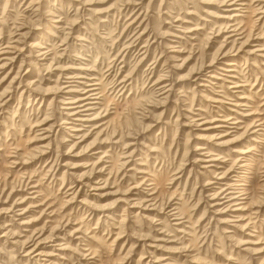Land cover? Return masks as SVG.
<instances>
[{"label":"rangeland","instance_id":"obj_1","mask_svg":"<svg viewBox=\"0 0 264 264\" xmlns=\"http://www.w3.org/2000/svg\"><path fill=\"white\" fill-rule=\"evenodd\" d=\"M88 1L82 8L70 0H0V44L21 47L26 55L37 47L50 53L46 61L35 53L24 64L22 55L0 71V80L6 76L0 100L8 95L4 106L0 102V264H165L153 261L168 256L170 264H264V51L256 50L264 44V13L259 7L242 13L245 36L239 42L252 35L239 55L223 57L232 46L220 29L228 6L217 0ZM142 20L147 32L134 41ZM230 59H237V72L225 71ZM79 68H92L100 78L98 107L105 115L83 140L60 125L63 104L51 102L62 95L58 75ZM128 78L120 92L121 79ZM19 80L24 88L17 89ZM231 82L242 86L231 89ZM164 84L168 89L160 91ZM230 91L251 100L255 120H263L251 131L262 134H244L249 121L237 133L214 128L223 105L237 109ZM45 145L49 153L40 156ZM202 146L223 162L197 161L207 151L197 150ZM248 148L240 174L247 178L242 187L251 208L234 221L232 211L218 213L212 195L220 173L233 168V151ZM94 185L99 190H91ZM149 188L153 203L145 201ZM135 198L141 203L132 208ZM28 236L27 247L46 240L41 249L49 256L39 263L22 257Z\"/></svg>","mask_w":264,"mask_h":264},{"label":"bare ground","instance_id":"obj_2","mask_svg":"<svg viewBox=\"0 0 264 264\" xmlns=\"http://www.w3.org/2000/svg\"><path fill=\"white\" fill-rule=\"evenodd\" d=\"M57 1H62V0H57ZM71 2L73 3H77V5H82V8L85 7V5L87 4H90V2L88 0H70ZM218 2H220L221 5H224V6H228L226 9H224V15L222 18H224V23L223 25L221 26L220 29H223L226 36H225V39H223L224 41H226L227 43H230L232 46L231 48H227L229 50H226V52H224L223 54V57L224 56H230V54H232L231 52H236L235 54L231 55V56H236L239 51L241 50L242 48V45L244 43L247 42V39L248 37H250L252 34H249V35H246L248 36L247 39H245L244 41L242 42H239L241 41V38H244V36H241L244 32H245V24H244V16H246L245 14L243 15L242 13L245 12V10H252L254 7L258 8L259 7V11L261 13H264V0H217ZM256 2H258L257 4H255ZM126 5V4H125ZM40 8V7H39ZM38 8V9H39ZM33 9V8H32ZM77 9L79 10V8L77 7ZM40 10V9H39ZM83 10V9H81ZM86 10V9H85ZM130 10V9H129ZM258 12V11H257ZM246 13V12H245ZM141 14V13H140ZM139 14V15H140ZM243 16V17H242ZM58 17V16H57ZM137 18V17H136ZM259 18L261 17H258V20H260ZM145 19V18H144ZM143 19V20H144ZM143 20L140 22V24L138 25L140 27V29H138V33H136V37L134 39V41L137 39L138 41L141 39V37H143L146 32H147V28H144V29H141L142 25H143ZM55 23H57L58 25H61V19L57 18V19H54L53 20ZM102 22H106V20H103ZM62 26H58V27H55V28H60ZM181 27V26H180ZM37 28V27H36ZM39 28V27H38ZM191 30V28H190ZM181 32V30H179ZM222 31V30H221ZM188 32H191V31H188ZM220 32V30H219ZM252 32V30H251ZM250 32V33H251ZM184 33L185 30H184ZM262 33V32H261ZM220 34V33H219ZM133 35V34H132ZM175 35V34H174ZM182 35V34H181ZM177 37H180L179 35H175ZM20 37V36H19ZM145 37V36H144ZM155 38V37H154ZM193 38V37H192ZM152 39V38H151ZM147 40H150V39H147ZM156 40V39H154ZM15 41H18V40H15ZM21 42V41H20ZM137 42V41H136ZM177 42V41H175ZM13 43V42H12ZM18 43V42H17ZM134 43V42H132ZM238 44L240 45L238 47ZM150 45V44H149ZM174 45V44H173ZM38 45L37 44H33L32 47H37ZM131 46V45H129ZM134 45H132L131 47H133ZM223 46V45H222ZM221 46V47H222ZM254 46V45H253ZM262 49H256V50H261V51H264V44L261 45ZM17 47V46H16ZM15 46H12V45H9L7 43H1L0 44V71L1 70H4L10 66L13 67V64L16 62L17 58H20V56L23 55V64L26 62L24 58L26 57H31V56H34L35 53H37V59L39 60H48L49 59V51L47 50L46 47H37L39 49H36L35 51L34 50H31L29 51V55H26L25 53V50L23 48H19L17 49ZM30 46V48H32ZM220 47V48H221ZM223 48V47H222ZM221 48V49H222ZM33 49V48H32ZM145 49V50H144ZM13 50H15L16 52H12ZM144 50V51H143ZM255 50V49H254ZM142 54H145V56L147 55L146 53L148 52V45L147 44H144L142 45ZM140 51V53H141ZM251 53L254 52V51H250ZM139 53V54H140ZM221 53V52H220ZM255 53V52H254ZM239 55V54H238ZM258 55V54H257ZM260 55V54H259ZM144 56V55H143ZM222 57V56H221ZM259 57V56H258ZM262 57H264V54L262 55ZM236 58V57H235ZM221 59V58H220ZM229 59V58H228ZM29 60V59H28ZM218 61V60H217ZM39 61H37V65L40 64L38 63ZM221 62V61H220ZM123 63V62H122ZM29 64V63H28ZM42 64V63H41ZM210 65V64H209ZM212 65V64H211ZM225 65L227 67V69H225V71L227 72H237L236 71V67L238 66V63H237V59H230V60H227V62H225ZM31 66V65H30ZM12 67H11V70H12ZM53 68V67H52ZM51 68V69H52ZM58 67H55L54 69L57 70ZM78 69V68H77ZM219 69V68H218ZM64 70V69H63ZM79 72L77 73H71V72H65V71H61L62 73H60L58 75V81L61 83L59 88L62 92V95L61 96H55L53 95L54 97H52L51 99V102L55 103L58 102L61 103V105L63 104V106L61 107L62 108V111H61V126L62 124L66 123V126H64L65 128H68L69 131H71L73 133V135H71L72 137L74 138H85L87 137L86 136V131L89 129V128H93L95 130V128H99L98 126H95V122L101 118V113H100V107H98V105L101 104V100H102V94H101V80L100 78L97 76L96 73H94V69L92 68H79ZM224 70V69H223ZM48 72H49V69H48ZM216 72V71H215ZM200 74V73H199ZM202 74V73H201ZM221 74V73H220ZM18 75V74H17ZM164 75V74H163ZM225 75V74H224ZM201 76V75H200ZM210 76V75H209ZM212 76V75H211ZM210 76V77H211ZM226 76H228L226 74ZM22 77V76H21ZM20 77V78H21ZM166 77V76H164ZM228 77H231V78H236L235 76H232V75H229ZM6 78V76H4L1 80H0V83L2 82V80ZM213 78H214V75H213ZM238 78V77H237ZM17 79L18 77L15 76L13 78V81L17 82ZM209 79V78H208ZM208 79L206 81H208ZM217 79V78H216ZM219 79V78H218ZM50 80V79H49ZM63 80V81H62ZM103 80V79H102ZM129 78L128 79H121L120 81V85H121V88L119 89L120 92L124 91L128 88V85L130 83H128V85L126 84L127 82H129ZM163 80V78L161 79V77L159 79H157L156 83L155 84H159V82ZM200 80V79H199ZM204 80V79H203ZM223 80V79H222ZM201 81V80H200ZM240 81V80H238ZM232 84H234L233 87L230 86V88H237V87H240L242 85H239L237 84V82H231ZM21 84H22V80L20 81L19 80V87L17 86V89L18 88H24L21 87ZM28 84V83H27ZM59 84V83H58ZM168 84V83H167ZM201 84V83H200ZM26 85V84H25ZM205 85V84H204ZM244 85V84H243ZM202 86V85H201ZM168 85H165L163 87H160V91L161 90H165V89H168L167 88ZM171 87V86H170ZM205 87V86H204ZM219 87V86H218ZM29 88V86H28ZM206 88V87H205ZM227 88V86H226ZM19 89V90H20ZM30 89V88H29ZM57 89V88H56ZM228 89V88H227ZM23 91L21 92L22 94L24 92H26L27 90L26 89H22ZM26 90V91H25ZM58 90V89H57ZM166 92V91H165ZM164 92V93H165ZM232 92V91H230ZM237 92V93H236ZM236 92H232L233 93V96L235 97V100H233L234 104H230V105H233V107L237 108L236 110H232V109H229L227 108V106L225 107L224 105L222 106V109L223 111H225L224 115H221L222 118H220V120L222 122H220L219 125H217V127H214V128H218V129H222L223 127L225 128L224 131H226L227 133L226 134H230L231 132H236L238 130H241L242 125L243 123L246 124V122L249 121L248 125H246V127L243 129L244 130V134L247 132V131H251L252 128H254L255 126H263V120L262 119H258V120H255L257 118V116H255V114H257V112L255 113V111H253L252 109H250L249 107V103H251L250 101H248V97H246L245 95L241 96V95H238V91ZM46 93V92H45ZM122 93V94H123ZM49 94V93H48ZM54 94V93H53ZM2 95V94H1ZM161 95V94H160ZM8 96V95H5L4 97H2V99L0 100V102H3L1 104H4L7 102V100H5V97ZM30 96V95H29ZM31 97V96H30ZM44 96H42V100H45L46 98H43ZM223 97V96H222ZM226 99V97H224ZM8 99V98H7ZM60 99V100H59ZM229 99V98H227ZM9 100V99H8ZM214 101V100H212ZM215 102H222L221 100H216ZM0 104V105H1ZM222 104V103H221ZM264 105V104H263ZM2 106V105H1ZM0 106V107H1ZM246 106V107H245ZM262 106V105H261ZM59 107V106H58ZM230 107V106H229ZM219 108V107H218ZM252 108V107H251ZM264 109V108H263ZM221 110V111H222ZM108 111V110H107ZM222 111V112H223ZM229 111L231 112H234V113H228ZM257 111V109H256ZM239 112V113H238ZM259 112V111H258ZM105 114V112H104ZM241 115L242 117H239L238 116ZM219 115V114H218ZM105 116V115H103ZM263 116V115H262ZM261 118V117H260ZM44 119H46L44 117ZM43 119V120H44ZM197 119V118H196ZM201 119V118H200ZM195 120V119H193ZM192 120V121H193ZM262 120V121H261ZM215 121V120H214ZM212 121V123L214 122ZM261 123H258L260 122ZM98 122V121H97ZM194 122V121H193ZM192 122V123H193ZM211 122V121H209ZM56 122H54L53 124H51L48 128H50L49 130L45 129V133L46 131H52V128L54 129V125H55ZM205 123V122H204ZM257 123V124H256ZM67 124H68V127H67ZM195 125H197L196 123H194ZM202 124V123H201ZM199 123V125H201ZM42 125V124H41ZM62 128V127H61ZM207 128V127H206ZM211 129V128H210ZM217 130V129H216ZM232 130L230 133H228V131ZM256 130V129H254ZM259 130V129H258ZM256 130V131H251L252 133H255V134H262V133H259V131ZM261 130V129H260ZM92 131V130H91ZM223 131V130H222ZM99 132V131H98ZM239 132V131H238ZM90 133V132H89ZM250 133V132H249ZM248 133V134H249ZM38 134V133H37ZM247 134V133H246ZM43 135V134H42ZM48 135V134H47ZM221 135H225V134H221ZM38 136V135H37ZM45 136V135H44ZM43 136V137H44ZM206 136V135H205ZM41 137V136H40ZM204 137V136H203ZM220 137V136H219ZM255 137H257L255 135ZM262 137V136H261ZM48 137H44L42 138V140H45L47 139ZM223 138V137H222ZM258 138V137H257ZM253 139V138H252ZM256 140V139H254ZM232 141V140H231ZM236 141V140H235ZM102 143L104 141H101ZM230 142V141H229ZM233 142V141H232ZM227 143V142H226ZM262 143V142H261ZM78 144V143H77ZM220 144V143H219ZM218 144V145H219ZM76 145V144H75ZM49 147H47L46 145L45 146H42V149H40L38 152H39V155L42 156V155H45L47 153H49V151L47 150ZM199 149L197 150H202V151H205V152H201L200 154V157L197 161H199L200 163H208V162H214V161H220V162H223L221 161V157L219 158H215V156L213 155H216L214 153H211V149L209 150L208 147L206 146H202V147H198ZM246 148V146H245ZM251 148V147H250ZM248 148L246 151L243 149H240L239 151L236 150V151H233V152H236V154H238V157L233 161V168H227L223 173H220V177L219 180H222L220 184V187L218 188V190H216L213 195H212V200H218L219 202H217L215 205H213L214 207H219L218 208V213L219 212H230L232 211L233 212V215L232 217L234 218V221H238V220H241L243 217V212L246 211V210H249L251 208V205H248L250 203H248L247 201L250 202L249 200V195L247 194L246 192V188H243L242 185H245L243 184L242 182L244 181L245 182V179L246 176H244L245 174H240L241 172H243V170L246 169L247 167V162L249 161V156H247L249 149ZM50 149V148H49ZM251 150V149H250ZM97 153H100L101 151H96ZM37 155V154H35ZM237 156V155H236ZM196 161V160H195ZM227 162V161H226ZM197 163V162H196ZM225 163V162H224ZM128 164V163H127ZM198 164V163H197ZM234 165L237 166V170L234 171ZM250 165V164H249ZM206 166V165H205ZM210 166H215L216 165H210ZM203 167V166H202ZM209 167V166H207ZM222 167V166H221ZM205 168V167H203ZM217 168V167H216ZM220 168V167H218ZM132 169V168H131ZM249 169V168H248ZM247 169V170H248ZM250 172V171H249ZM249 172H246V173H249ZM142 173V172H141ZM232 173V175H230ZM219 174V172H218ZM230 175V177H229ZM215 177L217 175H214ZM31 177V176H30ZM29 177V178H30ZM229 177V179L227 178ZM80 179V178H79ZM217 180V179H216ZM32 181V180H31ZM99 181V180H98ZM145 181V180H144ZM29 182V181H28ZM93 182V181H92ZM91 182V183H92ZM236 182H238V185L236 184ZM30 183V182H29ZM100 183V182H99ZM208 183V182H207ZM211 183V182H210ZM214 183V182H213ZM95 184V183H94ZM39 185V184H38ZM73 185V184H72ZM86 185L88 186V182L86 183ZM150 185H153V184H150ZM217 185V184H216ZM37 186V184H36ZM76 186V185H75ZM83 185H81L80 187H82ZM95 186V185H94ZM101 186V185H100ZM215 186V185H214ZM32 188H35L34 186L31 185ZM134 187V186H133ZM138 187V186H137ZM98 188V189H96ZM99 186H95V188L91 189V190H99ZM216 188V187H215ZM73 190V189H72ZM77 190V189H76ZM79 190V189H78ZM102 190V189H101ZM145 190V189H144ZM147 190V189H146ZM153 188H149L148 189V192L150 193H147L148 196H149V199L145 200L146 202H151L154 200V192H152ZM140 191V190H139ZM36 192V191H33V193ZM76 192V191H75ZM30 193V192H29ZM71 194V192H70ZM131 194H136V193H131ZM144 194V193H143ZM212 194V193H211ZM38 195V194H37ZM138 195V194H137ZM210 195V194H209ZM74 196V195H73ZM72 196V197H73ZM249 196V197H248ZM27 197V196H26ZM30 197V196H29ZM75 197V196H74ZM77 197V196H76ZM32 198V197H30ZM35 198V196H34ZM251 198V197H250ZM27 199V198H26ZM33 199V198H32ZM72 199V198H71ZM76 199V198H75ZM124 199V198H123ZM23 200V199H22ZM142 200V202L144 201ZM156 200V199H155ZM253 200V199H251ZM71 201V200H70ZM82 201V200H81ZM84 201V200H83ZM82 201V202H83ZM125 201V200H124ZM127 201V200H126ZM130 206L132 208L138 206L140 202L139 199H130ZM21 202V201H20ZM24 202V201H22ZM21 202V203H22ZM43 203V202H42ZM85 203H86V200H85ZM153 203V202H151ZM150 203V205H151ZM253 203V202H252ZM19 204V203H18ZM155 204V202H154ZM15 205V204H14ZM40 205V204H39ZM148 204L143 205L142 207L144 208H148L147 207ZM253 206V204H252ZM153 207V205H152ZM127 208V207H125ZM137 208V207H136ZM10 209V208H9ZM18 209V208H17ZM21 209V208H20ZM174 209V208H173ZM176 209V208H175ZM13 210V209H12ZM11 210V212H12ZM16 210V209H15ZM25 210V209H24ZM23 210V212H25ZM144 210V209H143ZM217 210V209H216ZM17 211V210H16ZM27 211V209H26ZM129 211V210H128ZM133 211V210H132ZM6 212V211H5ZM10 212V211H9ZM14 212V210H13ZM130 212V211H129ZM19 213V212H18ZM131 213V212H130ZM129 213V214H130ZM138 213V212H137ZM21 214H24L21 212ZM20 214V215H21ZM139 214V213H138ZM169 214V213H168ZM170 215V214H169ZM173 215H177V214H174ZM171 215V216H173ZM16 216H19V215H16ZM135 216V215H134ZM170 216V217H171ZM10 217V216H9ZM177 217V216H176ZM174 218V220H178V219H181L178 217L177 218ZM12 218V217H11ZM1 220V219H0ZM17 220V219H16ZM230 219H228L229 221ZM100 221V220H99ZM170 221V220H169ZM232 221V220H231ZM225 222V221H224ZM227 222V220H226ZM2 224V223H1ZM0 224V225H1ZM13 224V223H12ZM173 224V223H172ZM176 224H183V222H180V223H176ZM175 224V225H176ZM5 226H7V224H4ZM19 225V224H18ZM23 225V224H22ZM20 226V225H19ZM124 228V227H123ZM129 228V227H128ZM0 229H2V227H0ZM24 230H27V229H24ZM228 230V229H227ZM80 231V230H79ZM180 232H182V229L178 230ZM54 232V231H53ZM226 232H231V231H226ZM233 232V231H232ZM14 233V232H13ZM77 233V232H76ZM3 234V233H2ZM16 234V233H15ZM8 233H4L1 237H5L7 236ZM33 235V234H32ZM9 236V235H8ZM17 236V235H16ZM20 236V235H19ZM23 236V235H22ZM36 236V235H35ZM21 237V236H20ZM33 236H28L23 242H22V245L24 247H27L28 244L30 243V239L32 238ZM53 237V236H51ZM50 237V238H51ZM77 237V236H76ZM81 237V236H80ZM15 238V237H14ZM36 238V237H35ZM47 238V237H46ZM60 238V237H59ZM82 238V237H81ZM43 239V238H42ZM41 240H37L35 243H33V245H31L30 247H27L24 251L26 253H24V255L22 254V257L26 258V261L28 260H34L35 263H39V260H41L40 258L42 256H49L48 253L46 254L44 250L41 249L42 245L45 244L46 240L45 241H42ZM49 238H47L48 240ZM52 239V238H51ZM50 239V240H51ZM12 240V239H11ZM10 240V241H11ZM17 240V239H16ZM36 240V239H35ZM7 241V240H6ZM18 241V240H17ZM15 241V242H17ZM33 241V239H32ZM19 242V241H18ZM48 242V241H47ZM1 243V242H0ZM6 243V242H5ZM12 244V242H11ZM15 244V243H13ZM59 244V243H57ZM3 245V244H2ZM20 245V244H19ZM21 245V246H22ZM57 246V245H56ZM62 246V245H61ZM60 246V247H61ZM12 248V247H11ZM17 248V247H16ZM22 247H20L21 249ZM11 250V249H10ZM58 250V249H57ZM86 250H89V249H86ZM19 251V250H17ZM20 252V251H19ZM18 252V253H19ZM147 253V252H146ZM62 254V253H61ZM21 255V254H20ZM56 255V254H55ZM153 256V255H152ZM151 256V257H152ZM145 257V256H144ZM21 258V257H20ZM19 258V259H20ZM60 258H63L60 256ZM143 258V257H142ZM148 258V257H147ZM19 259H17L19 261ZM170 260L169 256L168 257H165L164 259H161V258H155L154 259V263H160L161 261H164L166 262L165 264H170L171 262L167 261V260ZM43 260V259H42ZM41 260V261H42ZM150 260V258H149ZM152 260V258H151ZM166 260V261H165ZM33 261V262H34ZM20 262V261H19ZM18 262V263H19ZM32 262V261H31ZM148 263V261H147ZM33 264V263H32ZM52 264H55V263H52ZM151 264V263H150ZM161 264V263H160ZM174 264V263H173Z\"/></svg>","mask_w":264,"mask_h":264}]
</instances>
